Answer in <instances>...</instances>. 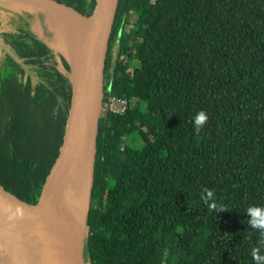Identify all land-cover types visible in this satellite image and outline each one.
Masks as SVG:
<instances>
[{
  "label": "trees",
  "instance_id": "16d2710c",
  "mask_svg": "<svg viewBox=\"0 0 264 264\" xmlns=\"http://www.w3.org/2000/svg\"><path fill=\"white\" fill-rule=\"evenodd\" d=\"M0 4L11 51L0 49V171L31 191L56 134L66 55L32 30L39 12ZM106 88L126 107L98 116L89 263L264 264V232L248 224L250 207L264 209V0H118Z\"/></svg>",
  "mask_w": 264,
  "mask_h": 264
},
{
  "label": "water",
  "instance_id": "95a60500",
  "mask_svg": "<svg viewBox=\"0 0 264 264\" xmlns=\"http://www.w3.org/2000/svg\"><path fill=\"white\" fill-rule=\"evenodd\" d=\"M3 1L16 10L39 12L48 24L42 9ZM47 1L74 11L62 49L66 70L58 126L31 191L10 183L0 171L2 264H90L85 224L105 55L118 0H82L77 10Z\"/></svg>",
  "mask_w": 264,
  "mask_h": 264
},
{
  "label": "bare ground",
  "instance_id": "6f19581e",
  "mask_svg": "<svg viewBox=\"0 0 264 264\" xmlns=\"http://www.w3.org/2000/svg\"><path fill=\"white\" fill-rule=\"evenodd\" d=\"M19 3L30 8L42 9L45 12L46 21L49 26L56 33L61 34L65 40L68 39L74 11L47 0H20ZM0 264L2 263L0 262Z\"/></svg>",
  "mask_w": 264,
  "mask_h": 264
},
{
  "label": "rangeland",
  "instance_id": "374dc122",
  "mask_svg": "<svg viewBox=\"0 0 264 264\" xmlns=\"http://www.w3.org/2000/svg\"><path fill=\"white\" fill-rule=\"evenodd\" d=\"M5 27H8V22H7V20H4L1 18L0 28H5ZM31 28L37 35H39L40 37L47 40L48 45H50L54 48L53 49L54 52H56L60 49H64L66 47L64 37L58 35L55 31L53 32V30H51L48 27V24H46L44 22V18H42V17L39 18L35 15L33 23L31 24ZM47 29L52 32L51 36H48ZM0 49L10 52V50L4 45V43L1 41V39H0ZM112 50H113V56L112 57H114V55L116 53V42L113 43ZM112 64H113V58L111 59V66H112ZM24 70L26 73H30L32 75L33 79L35 78L34 74L30 71L29 66H24ZM97 143H98V140H96V144ZM95 150H96V147H95Z\"/></svg>",
  "mask_w": 264,
  "mask_h": 264
},
{
  "label": "clouds",
  "instance_id": "9594fccd",
  "mask_svg": "<svg viewBox=\"0 0 264 264\" xmlns=\"http://www.w3.org/2000/svg\"><path fill=\"white\" fill-rule=\"evenodd\" d=\"M207 119L208 117L204 111H199L197 113V115L194 118V126L197 132L200 131V129L202 128L204 123L207 121ZM204 191L206 193V196L202 197V199H204L205 202H207L208 199L213 197V192L210 189H205ZM211 207L215 208V204L213 203ZM248 214L251 217L248 220V224L251 226V228L258 229L261 232H264V209H261L259 207H250L248 209ZM258 252H259V249H254L253 250L254 256Z\"/></svg>",
  "mask_w": 264,
  "mask_h": 264
},
{
  "label": "built area",
  "instance_id": "2783aa9c",
  "mask_svg": "<svg viewBox=\"0 0 264 264\" xmlns=\"http://www.w3.org/2000/svg\"><path fill=\"white\" fill-rule=\"evenodd\" d=\"M100 109L104 112H112L121 114L124 112L126 107V101L124 98L115 96L109 88L102 91L100 100Z\"/></svg>",
  "mask_w": 264,
  "mask_h": 264
},
{
  "label": "flooded vegetation",
  "instance_id": "af4514ba",
  "mask_svg": "<svg viewBox=\"0 0 264 264\" xmlns=\"http://www.w3.org/2000/svg\"><path fill=\"white\" fill-rule=\"evenodd\" d=\"M54 1H55V0H54ZM56 2H57V1H56ZM2 7H3V5H2V4H0V9H1ZM37 17H39V18H40V17H42V16H41V14H38V15H37ZM8 25H9V23H8ZM7 28H8V27H7ZM3 51H4V50H3ZM5 52H7V53H11V51H10V52H8V51H5ZM58 114H59V113H58ZM57 118H58V117H57Z\"/></svg>",
  "mask_w": 264,
  "mask_h": 264
}]
</instances>
